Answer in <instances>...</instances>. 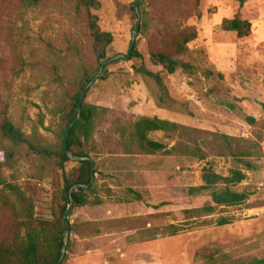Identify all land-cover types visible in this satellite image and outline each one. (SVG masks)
<instances>
[{
  "label": "rangeland",
  "instance_id": "obj_1",
  "mask_svg": "<svg viewBox=\"0 0 264 264\" xmlns=\"http://www.w3.org/2000/svg\"><path fill=\"white\" fill-rule=\"evenodd\" d=\"M100 2L101 27L112 35L106 56L128 52L136 25L133 50L140 56L108 61L104 76L85 93L84 102L99 110L80 150L93 161L89 197L100 202L72 207L67 214L70 228L61 264H251L253 258L263 259L264 0ZM233 17L249 22L247 35L220 28ZM88 21L74 0L29 6L0 0V79L11 68L17 71L7 77V115L42 143L58 140L60 110L82 70L97 66ZM187 27L196 30V37L174 57L186 66L167 73L153 64L150 50H170ZM138 67L156 73L161 84ZM140 117L176 124L147 133L162 149L147 152L138 146L133 124ZM235 154L246 156L237 162ZM239 161H249L252 168ZM74 165L69 162L67 170ZM207 167L222 175L233 167L243 169L245 179L232 188L247 191V198L202 211L204 197L188 196L187 188L202 184ZM58 176L53 159L20 155L11 165L0 164V181L19 187L40 220H53L58 212ZM7 197L17 204L9 191ZM161 200L168 203L149 206ZM6 208L0 210V222L8 220ZM220 219L226 223L219 224Z\"/></svg>",
  "mask_w": 264,
  "mask_h": 264
},
{
  "label": "trees",
  "instance_id": "obj_2",
  "mask_svg": "<svg viewBox=\"0 0 264 264\" xmlns=\"http://www.w3.org/2000/svg\"><path fill=\"white\" fill-rule=\"evenodd\" d=\"M19 1L22 6L39 3V0ZM74 1L87 13L89 28L93 36L92 47L97 66L91 71L83 69L76 80L74 92L68 96L65 106L59 113L60 130L58 140L55 143H42L36 134H26L11 122L7 115L10 89V79L7 77L16 75L17 71L11 68L8 70L6 77L0 79V155L3 158L0 164L11 165L20 155L53 159L59 171L54 199L60 202L58 212L53 220H40L34 217L31 201L24 196L19 187L12 183L0 181V184H2L0 188V210L8 207L6 209L9 212L8 220L0 222V264H57L63 245V232L67 228L68 221L67 218L63 217V213L70 202V197L72 207L82 206L89 202L93 204L100 202L98 197H92L91 199L89 197L94 193L90 176L92 160L71 159L67 153L68 151L71 155L89 157L80 148L92 134L99 107L94 104H87L83 99L79 118L69 129L66 146L64 138L67 125L76 116L81 91L98 74L101 63L113 59V57L106 56L108 47L112 42V35L101 27L98 15L101 8L100 0ZM136 28L139 30L138 25L135 26ZM220 28L235 31L238 36L242 37L249 33L250 24L247 20L233 17L223 20ZM177 36L176 39L172 40L170 50L155 47L149 53L151 62L162 66L167 73H173L176 66L182 68L186 66V63L177 61L174 57L187 51V44L196 37V30L187 27L182 29ZM131 54L134 57L140 56L136 50H133V47ZM137 71L154 77L161 84L160 77L156 73H152L143 67H138ZM104 73L105 66L96 78H102ZM175 127L174 122L164 119L140 117L133 124V136L142 150L154 152L162 149L164 145L150 140L147 133L152 130H171ZM190 152H192V149ZM239 156L246 155L235 154L234 160L238 162L240 160ZM71 161L75 165L67 170V165ZM239 162H245V168L247 169L252 168L249 161ZM245 176L243 169L238 167L231 168L226 175L219 174L207 167L202 172V184L189 186L187 195L190 197H204L200 209L206 213L213 212L216 206L240 204L247 198L248 192L244 190L237 191L232 187L242 182ZM75 184H87V187L74 188L69 193L71 187ZM128 190L136 199L141 198L139 192L130 188ZM7 191L16 196L17 204L9 201ZM166 203L168 201L161 200L159 203H149V206L158 207ZM225 223V219L219 220V224ZM68 227L70 228V224H68ZM63 259L64 257L61 259V263ZM250 263L264 264V258H253Z\"/></svg>",
  "mask_w": 264,
  "mask_h": 264
},
{
  "label": "water",
  "instance_id": "obj_3",
  "mask_svg": "<svg viewBox=\"0 0 264 264\" xmlns=\"http://www.w3.org/2000/svg\"><path fill=\"white\" fill-rule=\"evenodd\" d=\"M136 8V7H135ZM138 32V28L134 29L132 31V34H131V39H130V42H129V50L126 54H123V53H118L116 55L113 56V59H125V58H129L131 56V51H132V47H133V42H134V39L136 37V33ZM108 62V60H105L101 63L100 65V69H99V73H101L103 67L105 66V64ZM97 74V75H98ZM97 75L83 88V90L81 91L80 93V96H79V103H78V107H77V113H76V116L74 117V119L67 125L66 129H65V138H64V143H65V146H66V140H67V136H68V132H69V129L73 126V124L76 122V120L79 118V115H80V109H81V103L84 99V96H85V93L86 91L88 90L89 86L95 81ZM68 155H70V158L71 159H89L91 161V159L89 157H86V156H77V155H71L68 151H67ZM90 176H91V181L93 180V161H91V169H90ZM90 181V182H91ZM78 187H82V188H86L87 187V184L86 185H81V184H75L71 187L69 193L71 192L72 189L74 188H78ZM72 209V199L70 197V202L68 204V206L66 207L64 213H63V217L66 218L67 214L71 211ZM68 224L69 222L67 221V228L64 230L63 232V245L61 247V252H60V257H59V260H58V263L57 264H60L61 263V259L63 258L64 256V253H65V247H66V243H67V237H68V232H69V227H68Z\"/></svg>",
  "mask_w": 264,
  "mask_h": 264
}]
</instances>
